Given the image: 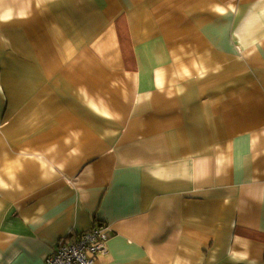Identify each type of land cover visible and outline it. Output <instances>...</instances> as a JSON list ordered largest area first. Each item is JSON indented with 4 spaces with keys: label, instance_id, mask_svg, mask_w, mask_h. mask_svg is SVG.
<instances>
[{
    "label": "crops",
    "instance_id": "1",
    "mask_svg": "<svg viewBox=\"0 0 264 264\" xmlns=\"http://www.w3.org/2000/svg\"><path fill=\"white\" fill-rule=\"evenodd\" d=\"M97 223L95 264H264V0H0V264Z\"/></svg>",
    "mask_w": 264,
    "mask_h": 264
},
{
    "label": "built area",
    "instance_id": "2",
    "mask_svg": "<svg viewBox=\"0 0 264 264\" xmlns=\"http://www.w3.org/2000/svg\"><path fill=\"white\" fill-rule=\"evenodd\" d=\"M108 238L107 224L97 223L90 230L60 241L43 264H95L97 255L106 252Z\"/></svg>",
    "mask_w": 264,
    "mask_h": 264
}]
</instances>
